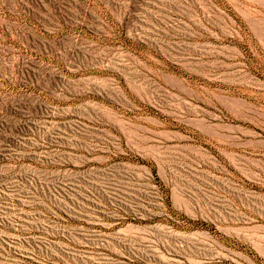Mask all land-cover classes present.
<instances>
[{
    "label": "rangeland",
    "instance_id": "rangeland-1",
    "mask_svg": "<svg viewBox=\"0 0 264 264\" xmlns=\"http://www.w3.org/2000/svg\"><path fill=\"white\" fill-rule=\"evenodd\" d=\"M0 264H264V0H0Z\"/></svg>",
    "mask_w": 264,
    "mask_h": 264
}]
</instances>
